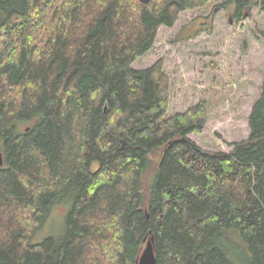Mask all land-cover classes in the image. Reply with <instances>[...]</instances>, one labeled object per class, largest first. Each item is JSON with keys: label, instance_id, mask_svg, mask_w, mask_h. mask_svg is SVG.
I'll return each instance as SVG.
<instances>
[{"label": "trees", "instance_id": "trees-1", "mask_svg": "<svg viewBox=\"0 0 264 264\" xmlns=\"http://www.w3.org/2000/svg\"><path fill=\"white\" fill-rule=\"evenodd\" d=\"M215 3L235 23L264 12V0H0V264H136L150 238L155 264H264V68L229 152L189 138L206 98L167 116L163 60L131 68L162 27ZM62 204L60 233L30 244Z\"/></svg>", "mask_w": 264, "mask_h": 264}, {"label": "rangeland", "instance_id": "rangeland-1", "mask_svg": "<svg viewBox=\"0 0 264 264\" xmlns=\"http://www.w3.org/2000/svg\"><path fill=\"white\" fill-rule=\"evenodd\" d=\"M217 4L184 12L172 28L162 27L153 48L131 68L144 70L163 60L172 84L167 116L206 98L208 122L201 134L189 138L205 151L229 152V144L247 139V117L260 95L264 12L255 5L248 17L235 23L231 9L216 10ZM160 156L161 149L147 157L141 187L143 202L155 183ZM96 168L93 164L92 169ZM67 208L68 204L55 206L30 244L58 235Z\"/></svg>", "mask_w": 264, "mask_h": 264}, {"label": "water", "instance_id": "water-1", "mask_svg": "<svg viewBox=\"0 0 264 264\" xmlns=\"http://www.w3.org/2000/svg\"><path fill=\"white\" fill-rule=\"evenodd\" d=\"M143 4H147L149 0H139ZM0 166H2V155L0 154ZM145 247L136 261V264H155V254L152 245V238L149 240H144Z\"/></svg>", "mask_w": 264, "mask_h": 264}]
</instances>
